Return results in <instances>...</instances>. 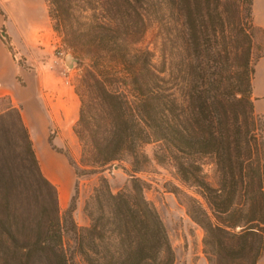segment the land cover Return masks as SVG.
Here are the masks:
<instances>
[{"label": "trees", "instance_id": "16d2710c", "mask_svg": "<svg viewBox=\"0 0 264 264\" xmlns=\"http://www.w3.org/2000/svg\"><path fill=\"white\" fill-rule=\"evenodd\" d=\"M45 1L67 48L91 52L82 78L90 100L75 91L80 163L57 150L75 177L127 157L139 171L148 162L143 145L155 143L154 159L170 160L204 201L189 197L186 212L204 230L207 263L257 264L264 250V115L255 110L252 81L264 30L254 22L253 0ZM151 24L156 59L140 46ZM75 199L63 219L20 110L1 112L0 264H174L163 221L133 174L115 193L99 179L84 203L86 226L73 220Z\"/></svg>", "mask_w": 264, "mask_h": 264}, {"label": "rangeland", "instance_id": "374dc122", "mask_svg": "<svg viewBox=\"0 0 264 264\" xmlns=\"http://www.w3.org/2000/svg\"><path fill=\"white\" fill-rule=\"evenodd\" d=\"M0 1L9 2V0ZM42 2L49 21L50 33L44 43H40L42 36H37L36 46L38 49L47 48L51 58L49 67L59 70L67 85L82 94L84 99L90 100V96H87L85 92L82 78L90 63L91 52L85 47L76 48L75 50L67 48L63 42L62 35L53 28L55 22L49 17L48 2L45 0H42ZM252 9L255 24L264 30V0H253ZM84 15L88 16L87 14ZM157 43L156 27L151 24L144 34L140 46L154 53L156 59L158 56ZM257 44L259 49L255 50L254 53L252 94L256 112L264 115V52L261 51L264 38L259 37ZM12 47L14 46L10 44L13 52ZM68 56L74 59L71 66L65 62ZM15 60L21 66L26 67L24 56L16 55ZM5 104L6 102L0 101V109H3ZM46 119L48 118L46 117ZM50 137L51 140L49 141ZM63 138L66 140L65 144L57 136L56 130L53 132V128H40L37 143L40 165L54 179L55 182L53 184L57 187L60 195L62 205L59 204V209L63 219L66 218V209L75 194L73 220L78 226H86L88 219L83 211L84 203L92 193L93 188L98 184L99 179L101 177L106 178L112 192L115 193L123 188L125 184H129L133 174L134 177L142 181L144 197L153 204L163 221L175 254L174 264H195L199 258L203 259L206 264L203 252L204 230L194 223L186 212V205L190 203L189 197L197 198L203 205L204 201L195 193L193 188L187 187L180 181L177 171L170 160L157 162L154 159L153 154L157 150V144L143 145L142 151L148 157V162L141 166L139 171L133 172L132 159L127 157L120 164L116 163L107 167L100 173L85 175L77 179L67 158L57 150H64L77 163H80L81 146L72 131L70 136H63ZM204 169L209 175L211 174V166L206 165ZM84 220H86V225L82 224ZM63 240L65 245H73V238L69 232H63ZM257 264H264V250Z\"/></svg>", "mask_w": 264, "mask_h": 264}, {"label": "crops", "instance_id": "0c3cea01", "mask_svg": "<svg viewBox=\"0 0 264 264\" xmlns=\"http://www.w3.org/2000/svg\"><path fill=\"white\" fill-rule=\"evenodd\" d=\"M49 33L42 0L0 1V101L6 102L0 113L8 107L20 110L39 164L40 128H53L65 144L63 136H70L80 108V99L73 88L67 85L59 70L49 67L48 49L36 46L37 36L41 35L40 43H44ZM10 44L14 46V54L9 49ZM16 55L25 57L26 67L15 60ZM40 167L45 177L54 183L42 165ZM58 198L62 205L59 193ZM82 224L86 225V220ZM195 264L205 263L199 258Z\"/></svg>", "mask_w": 264, "mask_h": 264}, {"label": "water", "instance_id": "95a60500", "mask_svg": "<svg viewBox=\"0 0 264 264\" xmlns=\"http://www.w3.org/2000/svg\"><path fill=\"white\" fill-rule=\"evenodd\" d=\"M65 62H66L69 66H71V65L73 64V62H74V59L71 58L70 56H68V57L65 59Z\"/></svg>", "mask_w": 264, "mask_h": 264}, {"label": "built area", "instance_id": "2783aa9c", "mask_svg": "<svg viewBox=\"0 0 264 264\" xmlns=\"http://www.w3.org/2000/svg\"><path fill=\"white\" fill-rule=\"evenodd\" d=\"M16 58V57H15Z\"/></svg>", "mask_w": 264, "mask_h": 264}]
</instances>
